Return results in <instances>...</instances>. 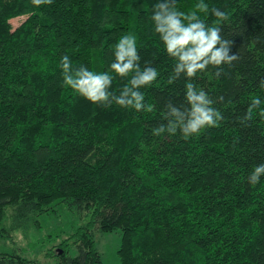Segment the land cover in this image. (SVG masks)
I'll return each instance as SVG.
<instances>
[{
  "label": "trees",
  "instance_id": "16d2710c",
  "mask_svg": "<svg viewBox=\"0 0 264 264\" xmlns=\"http://www.w3.org/2000/svg\"><path fill=\"white\" fill-rule=\"evenodd\" d=\"M157 2L0 0V240L39 229L43 215L65 205L84 223L42 250L56 264H104L95 234L115 230L119 264H264V176L255 186L248 180L264 163V119L240 122L252 97L264 101V0H204L230 13L222 35L240 59L219 78L210 66L194 79L224 120L188 139L152 131L167 123L169 101L186 106L184 75L168 83L176 61L155 32ZM198 2L176 5L189 12ZM128 33L137 37L141 68L160 72L141 89L151 113L100 106L63 84L62 56L110 71L114 45ZM127 83L117 76L111 90L118 95ZM0 264L43 263L0 248Z\"/></svg>",
  "mask_w": 264,
  "mask_h": 264
},
{
  "label": "clouds",
  "instance_id": "9594fccd",
  "mask_svg": "<svg viewBox=\"0 0 264 264\" xmlns=\"http://www.w3.org/2000/svg\"><path fill=\"white\" fill-rule=\"evenodd\" d=\"M52 3L53 0H32L36 7ZM209 13L216 17L211 25L201 18V14L206 16ZM151 19L167 54L176 61L168 83L172 84L182 74L186 78V106H174L169 101L165 106L167 110L162 113L167 123L153 128V135L167 133L172 136L179 132L183 139H188L199 136L206 128L218 127L224 120L222 113L213 107L214 101L208 92L193 81L210 66L217 69L215 75L219 78L223 65H232L240 59L239 54H230L233 41L222 35L221 25L230 19V13L217 7L210 8L204 0H199L194 10L189 12L179 10L176 0H158ZM114 57L110 71L97 72L83 65L74 67L68 55L62 56L63 84L100 106L115 104L137 112H153L154 105L145 102V93L141 89L155 84L160 72L150 64L141 68L136 35H122L114 45ZM117 76L128 80L118 95L111 90ZM260 87L264 88V80L260 81ZM256 115L264 119V101L259 96L252 97L240 122L247 126V122ZM262 176L264 163L254 166L248 177L249 183L255 186Z\"/></svg>",
  "mask_w": 264,
  "mask_h": 264
},
{
  "label": "rangeland",
  "instance_id": "374dc122",
  "mask_svg": "<svg viewBox=\"0 0 264 264\" xmlns=\"http://www.w3.org/2000/svg\"><path fill=\"white\" fill-rule=\"evenodd\" d=\"M26 15H21L11 19L14 28L19 26L25 19ZM41 227L37 229L30 225L26 229H19L13 233V240H0V248L11 250L12 248L19 249L26 256H38L43 264H56L55 259H47L43 257L42 250L51 245L56 235L65 229L67 233L84 223V218L80 214L68 209L65 205L59 206L57 213L43 215L40 218ZM97 246L102 254L104 264H119L118 249L122 242V232L115 230L113 232H100L95 234ZM58 239L53 244H58ZM77 253L76 249L71 251V255Z\"/></svg>",
  "mask_w": 264,
  "mask_h": 264
}]
</instances>
